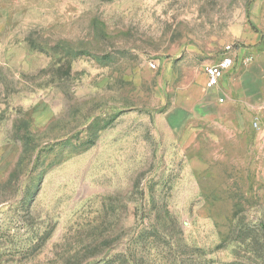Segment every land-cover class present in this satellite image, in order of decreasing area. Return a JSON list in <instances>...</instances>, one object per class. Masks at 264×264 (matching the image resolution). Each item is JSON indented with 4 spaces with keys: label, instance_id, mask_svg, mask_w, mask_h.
<instances>
[{
    "label": "rangeland",
    "instance_id": "1",
    "mask_svg": "<svg viewBox=\"0 0 264 264\" xmlns=\"http://www.w3.org/2000/svg\"><path fill=\"white\" fill-rule=\"evenodd\" d=\"M263 52L264 0H0V264H264Z\"/></svg>",
    "mask_w": 264,
    "mask_h": 264
},
{
    "label": "crops",
    "instance_id": "2",
    "mask_svg": "<svg viewBox=\"0 0 264 264\" xmlns=\"http://www.w3.org/2000/svg\"><path fill=\"white\" fill-rule=\"evenodd\" d=\"M256 59L248 67V72L243 74L241 79L235 80V85H230V82L233 84V80L229 81L228 78L225 80L224 92L227 99L225 98L222 106L227 112L236 111L237 117H240L242 113L244 118L250 114L251 103H256L257 99L261 100V96L264 94V52L258 55ZM237 132L251 133L250 125L238 126Z\"/></svg>",
    "mask_w": 264,
    "mask_h": 264
},
{
    "label": "built area",
    "instance_id": "3",
    "mask_svg": "<svg viewBox=\"0 0 264 264\" xmlns=\"http://www.w3.org/2000/svg\"><path fill=\"white\" fill-rule=\"evenodd\" d=\"M230 49V48H229ZM234 65V59L230 55H224L216 63H208L205 65L204 72L206 75V87L208 89L216 88L221 79L224 77L225 73L231 69ZM223 102L224 98H220Z\"/></svg>",
    "mask_w": 264,
    "mask_h": 264
},
{
    "label": "trees",
    "instance_id": "4",
    "mask_svg": "<svg viewBox=\"0 0 264 264\" xmlns=\"http://www.w3.org/2000/svg\"><path fill=\"white\" fill-rule=\"evenodd\" d=\"M236 264H244V263H236Z\"/></svg>",
    "mask_w": 264,
    "mask_h": 264
}]
</instances>
